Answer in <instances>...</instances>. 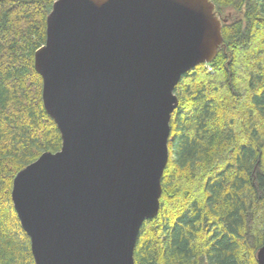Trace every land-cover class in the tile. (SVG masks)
<instances>
[{"label": "water", "instance_id": "water-1", "mask_svg": "<svg viewBox=\"0 0 264 264\" xmlns=\"http://www.w3.org/2000/svg\"><path fill=\"white\" fill-rule=\"evenodd\" d=\"M224 21L211 0L54 1L34 67L61 147L11 189L35 264H134L159 210L174 87L215 57Z\"/></svg>", "mask_w": 264, "mask_h": 264}, {"label": "trees", "instance_id": "trees-1", "mask_svg": "<svg viewBox=\"0 0 264 264\" xmlns=\"http://www.w3.org/2000/svg\"><path fill=\"white\" fill-rule=\"evenodd\" d=\"M54 1L0 0V264H35L12 205V183L43 152L61 147L34 67ZM211 2L226 19L222 42L211 62L196 65L174 87L178 104L170 117L159 210L139 229L134 264H258L264 0Z\"/></svg>", "mask_w": 264, "mask_h": 264}, {"label": "bare ground", "instance_id": "bare-ground-1", "mask_svg": "<svg viewBox=\"0 0 264 264\" xmlns=\"http://www.w3.org/2000/svg\"><path fill=\"white\" fill-rule=\"evenodd\" d=\"M249 5V4H248ZM232 8H233V6H232ZM242 8V7H241ZM218 9V8H217ZM238 9V8H237ZM244 10V9H243ZM46 21V20H45ZM221 45V44H220ZM219 60V59H218ZM213 64V63H212ZM206 71V70H205ZM215 71V70H214ZM170 151V150H169Z\"/></svg>", "mask_w": 264, "mask_h": 264}]
</instances>
